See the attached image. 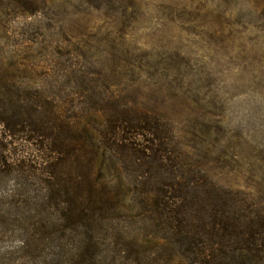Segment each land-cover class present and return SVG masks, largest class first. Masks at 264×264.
Listing matches in <instances>:
<instances>
[{"label": "rangeland", "instance_id": "rangeland-1", "mask_svg": "<svg viewBox=\"0 0 264 264\" xmlns=\"http://www.w3.org/2000/svg\"><path fill=\"white\" fill-rule=\"evenodd\" d=\"M38 92L90 130L102 129L112 111L155 118L160 150L176 155L188 178L194 174L198 185L206 179L205 187L219 192L237 190L229 213L253 218L246 227L258 238L252 264H264V0H0V94L36 100ZM5 143L13 167L21 166L22 197L37 182L30 170L37 173L38 153L34 141L19 136ZM95 175L94 185L106 180ZM120 182L111 185L93 229L71 225L74 239L96 236L88 264H198L140 205L120 207L130 205ZM12 187L8 174L0 199L8 200L3 192ZM214 191L201 203L204 217ZM4 229L0 251L20 240L17 228ZM54 230L62 238L65 229ZM242 230L234 234L246 236ZM234 240L231 248L244 243Z\"/></svg>", "mask_w": 264, "mask_h": 264}, {"label": "trees", "instance_id": "trees-1", "mask_svg": "<svg viewBox=\"0 0 264 264\" xmlns=\"http://www.w3.org/2000/svg\"><path fill=\"white\" fill-rule=\"evenodd\" d=\"M43 97L41 92L35 96L36 100L8 94L0 97V182L8 174L13 180L12 189L3 192L10 198L0 199V238L6 233L4 226L17 228L20 237L17 246L0 251V264H59L61 259L91 263L96 236L86 234L74 239L71 225L80 224L87 231L93 229L104 200L111 198V185L118 180H122L119 188L129 192L130 204L119 202L120 207L129 210V206L140 205L151 224H164L178 246L194 254L195 263L256 261L253 245L258 238L250 230L252 227L246 231L253 218L236 219L229 213L230 200L237 190L219 192L212 185L205 187L206 179L198 185L192 179L194 174L188 178V170L175 166L176 155L160 150L163 140L155 118L132 109L124 117L112 111L102 129L90 130L87 125L62 117L59 103ZM17 116L23 118L12 120ZM15 136L29 145L34 141L38 153L34 155L37 158L33 166L36 176L30 170L37 184H30L27 193L22 190V197L18 196L23 185L18 181L21 166L13 167L11 155L4 152L7 144H2ZM170 158L172 165L168 164ZM133 164L143 168L133 170ZM151 164L156 166L152 170ZM93 172L96 173L93 180L99 178L100 172L106 179L104 183H91ZM212 190L217 192L211 196L209 214L204 217L201 203ZM57 226L65 229L62 238L65 233L67 238L54 235ZM238 228H243L246 236L234 234ZM42 229L49 231L41 235ZM96 231L99 233L98 227ZM234 239L244 243L237 249L231 248Z\"/></svg>", "mask_w": 264, "mask_h": 264}]
</instances>
